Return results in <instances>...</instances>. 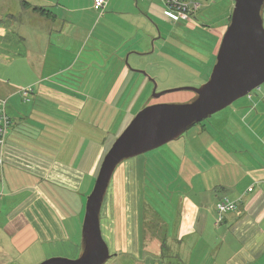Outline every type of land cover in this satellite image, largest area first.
<instances>
[{
  "label": "crops",
  "instance_id": "obj_1",
  "mask_svg": "<svg viewBox=\"0 0 264 264\" xmlns=\"http://www.w3.org/2000/svg\"><path fill=\"white\" fill-rule=\"evenodd\" d=\"M131 1L138 2L107 0L96 11L94 0H0V41L16 30L21 43L18 55L0 50L9 74L0 82V99L11 123L0 147V264L75 260L82 253L86 201L107 152L98 134L92 135L90 115L82 121L78 112L90 105V92L106 93L102 102L114 104L129 73H137L112 57L109 62L118 61L119 70L107 90L105 69L89 62L93 57L99 64L100 56L82 52L93 34L90 25L132 13ZM89 15L94 23L85 22ZM150 20L154 33L159 28ZM153 39L163 41L160 52L165 50L161 34ZM94 44L102 45L98 39ZM111 50L108 45L114 56ZM205 132V139L195 135L184 143L180 168H174L178 183L169 173L153 188L159 202L145 207L147 168L140 155L116 167L99 214L111 257L132 256L134 264H264V164L224 168L236 165L235 154L227 152L229 165L201 167L212 140ZM155 169L150 172L157 177ZM224 198L235 201L236 210L218 223L216 204ZM174 200L178 213L171 224L167 204ZM163 240L167 257L160 259Z\"/></svg>",
  "mask_w": 264,
  "mask_h": 264
},
{
  "label": "rangeland",
  "instance_id": "obj_2",
  "mask_svg": "<svg viewBox=\"0 0 264 264\" xmlns=\"http://www.w3.org/2000/svg\"><path fill=\"white\" fill-rule=\"evenodd\" d=\"M196 1L201 3V7L192 16L190 26L184 23H169L162 15L163 7L158 0H142L136 5L131 1L132 13L129 9L126 15L111 16L98 24L96 28L95 24L90 25L89 35L92 32L93 34L87 40L88 42H85L86 47L82 53L84 57H88V54L100 56L99 64L97 60L94 63L91 62L93 57H90L89 62L105 69L107 90L119 70L118 61L109 62L112 57L117 60L121 58L122 64L126 65L128 70L144 72V75L129 73L118 95L119 99L114 104L105 105L102 102L106 93L96 95L90 92L86 94L91 99L90 105L82 112H75H78L82 121H87L90 115L94 131L92 135L97 137L98 134L99 139L102 140L104 154L126 128L125 126L145 107L148 100L152 104L182 103L193 97L192 93L182 91L164 95L159 99L154 98V100L152 98L154 84L155 92L158 93L180 87L197 88L208 80L234 0ZM261 16L264 28V6ZM91 18L90 15L86 16L85 22L91 20L94 23ZM150 19L154 20L159 28L154 33L149 27ZM201 25H203L202 28H200ZM14 31L15 34L0 41V50L3 53L18 55L20 52L21 43L16 35L18 32ZM77 31L84 32V29ZM158 34H161L164 39L163 53L160 52L163 41H153ZM97 39L102 45L95 46L94 42ZM108 45L112 49L110 52L116 51L114 56L108 53ZM174 54L179 55L176 56L177 59H180L181 55L185 62L182 59L173 58ZM102 55L106 57V62ZM7 76L9 74L6 68L0 64V82L5 83ZM205 129L212 136V140L208 148L203 151L201 167L211 165L210 167L220 168L222 165H229L230 163L225 160L229 157L227 152L235 154L236 165L224 168H249L260 163L264 164V83L251 91L248 96L238 99L227 108L206 118L202 123L196 124L177 140L140 155L144 164L143 168H147L145 207L148 201L154 199L155 202L158 201L153 188L162 184L164 176L170 173L171 181L175 180V183H178L174 168H180L179 164L184 156L183 151L181 152L184 143L188 139L193 141L195 135L197 138L205 139L207 136ZM209 153L214 154L211 161ZM150 168H156L159 175L153 176ZM167 207V213L171 215L170 222L174 224L178 213L176 200L167 204ZM144 214L146 216L147 212L145 211ZM168 261L177 264L175 260ZM105 264H134V258L124 255H119L118 258L113 256Z\"/></svg>",
  "mask_w": 264,
  "mask_h": 264
},
{
  "label": "water",
  "instance_id": "obj_3",
  "mask_svg": "<svg viewBox=\"0 0 264 264\" xmlns=\"http://www.w3.org/2000/svg\"><path fill=\"white\" fill-rule=\"evenodd\" d=\"M263 6L264 0H234L230 21L204 84L158 93L154 84L152 98L155 99L182 91L194 96L182 103L147 105L132 118L104 156L87 197L81 255L75 260L53 258L40 264H105L111 255L101 236L99 214L116 167L177 140L194 125L248 96L264 83ZM135 71L144 75L142 71Z\"/></svg>",
  "mask_w": 264,
  "mask_h": 264
},
{
  "label": "built area",
  "instance_id": "obj_4",
  "mask_svg": "<svg viewBox=\"0 0 264 264\" xmlns=\"http://www.w3.org/2000/svg\"><path fill=\"white\" fill-rule=\"evenodd\" d=\"M142 1V0H134ZM107 0H94L93 7L96 11H101ZM163 7V15L171 23L192 22V16L200 9L201 3L196 0H158ZM27 92L24 90L23 95ZM6 101L0 99V147L4 144L10 128V119L5 111ZM3 160L0 157V166ZM250 191V190H248ZM236 210V202L227 198L221 199L216 204V221L219 223L223 216Z\"/></svg>",
  "mask_w": 264,
  "mask_h": 264
},
{
  "label": "trees",
  "instance_id": "obj_5",
  "mask_svg": "<svg viewBox=\"0 0 264 264\" xmlns=\"http://www.w3.org/2000/svg\"><path fill=\"white\" fill-rule=\"evenodd\" d=\"M32 11L37 12V13H39V14H42V15H44V16H48V15H49V12H46L45 10L40 9V8H36V7H33V8H32ZM229 21H230V15L228 16V20H227V22L229 23ZM200 123H202V121H201ZM200 123H198V124H200ZM194 126H195V125H194ZM194 126H193V127H194ZM160 249H161L160 259H162V258H166V257H167V252L165 253L166 245H165V241H164V240H163V242L161 243V247H160ZM171 264H172V263H171ZM177 264H180V263H177Z\"/></svg>",
  "mask_w": 264,
  "mask_h": 264
},
{
  "label": "flooded vegetation",
  "instance_id": "obj_6",
  "mask_svg": "<svg viewBox=\"0 0 264 264\" xmlns=\"http://www.w3.org/2000/svg\"><path fill=\"white\" fill-rule=\"evenodd\" d=\"M227 25H228V24H227ZM202 26H203V25H201L200 28H202ZM225 30H226V28H225ZM224 33H225V31H224ZM224 33H223V34H224ZM222 37H223V35H222ZM221 39H222V38H221ZM219 45H220V43H219ZM218 48H219V46H218ZM217 52H218V49H217ZM216 55H217V53H216ZM216 55H215V56H216ZM214 63H215V61H214ZM214 63H213V64H214ZM193 96H194V94H193Z\"/></svg>",
  "mask_w": 264,
  "mask_h": 264
},
{
  "label": "bare ground",
  "instance_id": "obj_7",
  "mask_svg": "<svg viewBox=\"0 0 264 264\" xmlns=\"http://www.w3.org/2000/svg\"><path fill=\"white\" fill-rule=\"evenodd\" d=\"M158 99V98H157Z\"/></svg>",
  "mask_w": 264,
  "mask_h": 264
}]
</instances>
